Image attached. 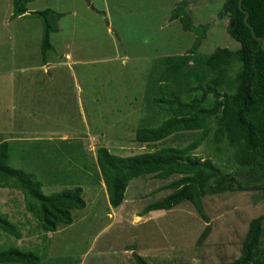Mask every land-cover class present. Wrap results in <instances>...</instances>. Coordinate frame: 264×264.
<instances>
[{
	"label": "rangeland",
	"instance_id": "374dc122",
	"mask_svg": "<svg viewBox=\"0 0 264 264\" xmlns=\"http://www.w3.org/2000/svg\"><path fill=\"white\" fill-rule=\"evenodd\" d=\"M178 1L33 0L25 16L12 17L13 0H0V142L20 148L23 157L13 153L12 163L36 172L44 193L78 184L86 202L73 211L71 224L44 232L26 211L21 191L0 187V213L21 230L18 239L0 231V245L36 251L38 264H136L135 254L149 264H227L239 256L250 220L264 215L259 190L207 192L202 198L207 222L189 201L140 216L180 175L133 179L121 206L112 208L95 163L99 146L131 155L184 147L199 133L178 132L156 143L134 140L136 128L167 116L152 101L157 62L182 54L194 40L179 20H169ZM224 1L188 0L192 23L207 26L200 53L239 47L227 32ZM47 7L63 14L43 64L42 24L29 12ZM216 126L211 120L208 136L191 154L246 178L234 149L226 140L215 142ZM207 224L209 232L200 238ZM261 249L264 255V222Z\"/></svg>",
	"mask_w": 264,
	"mask_h": 264
},
{
	"label": "trees",
	"instance_id": "16d2710c",
	"mask_svg": "<svg viewBox=\"0 0 264 264\" xmlns=\"http://www.w3.org/2000/svg\"><path fill=\"white\" fill-rule=\"evenodd\" d=\"M33 0H13L12 17L25 16L28 3ZM188 0H179L169 20H179L183 30L194 34L191 46L182 54L167 55L159 59L156 70L157 93L152 101L167 116L156 124L139 126L134 140L139 143L161 142L183 131H199L184 147L163 146L131 155H118L105 146L96 149V166L105 185L109 205L118 208L124 201L126 188L133 179L153 175L168 179L180 175L167 184L171 191L160 199L148 203L141 215L154 210H168L183 201H189L204 221L203 196L238 188L259 190L264 199V0H225L222 12L229 14L227 32L238 43L236 50L218 47L211 53L198 49L206 36L207 26L193 24L186 10ZM244 10L248 12L244 22ZM63 13L52 8L29 12L42 24L40 57L47 62V53L53 50L50 35L58 30L57 21ZM237 64V68L230 70ZM186 93L187 97H182ZM216 121L215 142L222 140L234 149L238 165L247 168L246 178L223 172L210 160L200 161L191 154L208 136L210 121ZM20 148L11 141L0 142V187L14 188L23 194L24 206L37 220L44 232H55L59 225L73 222V211L86 206L83 188L76 184L51 193L42 191L43 182L36 172L12 163L13 153ZM200 162V165H191ZM264 215L250 220L241 252L227 264H264L261 249ZM207 224L200 238L206 236ZM0 231L21 237L18 225L0 213ZM136 264H149L135 254ZM41 255L16 245H0V264H38Z\"/></svg>",
	"mask_w": 264,
	"mask_h": 264
},
{
	"label": "water",
	"instance_id": "95a60500",
	"mask_svg": "<svg viewBox=\"0 0 264 264\" xmlns=\"http://www.w3.org/2000/svg\"><path fill=\"white\" fill-rule=\"evenodd\" d=\"M240 1L241 0H239V6H240ZM241 7V6H240ZM244 18H243V20H244V22L248 25V27L250 28V30H251V33H252V35L255 37V35H254V29L252 28V26L247 22V18H248V12L246 11V10H244ZM258 41H260L261 42V48L264 50V40L261 38V37H255ZM201 163L200 162H192L191 163V165H200Z\"/></svg>",
	"mask_w": 264,
	"mask_h": 264
}]
</instances>
